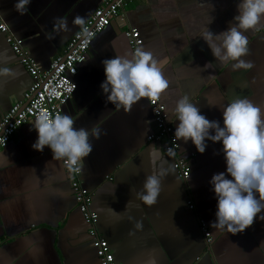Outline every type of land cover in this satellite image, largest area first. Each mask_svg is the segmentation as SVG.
<instances>
[{"label": "crops", "instance_id": "crops-1", "mask_svg": "<svg viewBox=\"0 0 264 264\" xmlns=\"http://www.w3.org/2000/svg\"><path fill=\"white\" fill-rule=\"evenodd\" d=\"M239 2L132 0L123 9L122 21L112 20L93 39L85 62L72 78L76 89L61 115H69L75 128L89 132L93 149L83 161L80 179L92 194L98 233L108 242L116 264H147L150 258L154 264H264V219L259 218L264 210L242 233L232 235L210 227L217 199L209 181L214 174L226 172L221 142L206 140L201 154L191 140H178V154L190 168L189 178L180 180L172 169V157L146 141L153 129L147 98L126 113L107 103L100 88L105 79L102 61L131 56L124 31L136 28L142 50L152 53L169 81L159 98L170 118L184 95L221 126L222 108L233 100L264 104V19L245 33L249 55L243 59L253 63L249 70H233V61L216 60L200 37L206 30L213 34L227 30L238 14ZM16 3L0 0V22L46 70L80 28L72 23L74 17L86 20L100 0H31L23 15L15 10ZM62 21H67V30L59 27ZM206 63H211L207 69ZM0 67L16 73L0 80L1 119L31 83L1 32ZM32 124L20 126L0 150V264H99L69 175L61 161L52 160L50 148L40 152L31 147L37 139ZM177 124L173 122L174 129ZM96 130L98 139L93 135ZM161 168L167 174L157 203L145 206L137 193L145 178ZM137 221L141 230L134 227ZM199 221L210 232L209 244Z\"/></svg>", "mask_w": 264, "mask_h": 264}, {"label": "clouds", "instance_id": "clouds-1", "mask_svg": "<svg viewBox=\"0 0 264 264\" xmlns=\"http://www.w3.org/2000/svg\"><path fill=\"white\" fill-rule=\"evenodd\" d=\"M30 2L17 0L15 10L23 15ZM237 13L227 30L219 34L206 30L200 37L216 60L233 61V70H249L253 63L243 59L249 55V41L245 33L256 29L264 19V0H240ZM72 23L82 28L84 37L91 36L85 27L84 17L78 15ZM59 27L67 30V21L60 22ZM102 64L105 79L100 88L106 95V102L122 108L126 113L142 98L155 103L169 87L157 59L151 52L139 47L131 56H115L103 60ZM210 64L206 63L205 69ZM15 75L12 69L0 67V80L6 81ZM172 114L178 121L174 131L176 140H191L201 154L207 147L206 140L221 142L226 172L214 174L209 181L217 199L215 221L210 227L232 235L242 233L264 210V104L255 105L247 98L233 100L222 108L221 126L218 121H210L202 115L199 108L184 95L176 102ZM32 125L37 132V139L31 146L34 150L42 152L47 146L52 152V160L61 161L69 174L82 171L83 161L93 149L86 129L75 128L73 119L67 114H56L54 117L41 115ZM93 135L98 139L99 130ZM166 174L161 168L145 178L137 193L145 206L157 203ZM259 218L264 219V215ZM134 227L141 230L142 223L137 221ZM147 264H154V261L150 258Z\"/></svg>", "mask_w": 264, "mask_h": 264}, {"label": "built area", "instance_id": "built-area-1", "mask_svg": "<svg viewBox=\"0 0 264 264\" xmlns=\"http://www.w3.org/2000/svg\"><path fill=\"white\" fill-rule=\"evenodd\" d=\"M131 1L100 0V5L86 19L85 27L89 29L91 36L84 37L80 27L67 41L64 51L51 60L46 70L40 69L24 47L23 41L13 37L5 24L0 22V32L4 34L6 44L31 78V83L22 98L13 101L0 119V150L6 147L17 129L23 124L34 123L41 115L54 117L56 114H61L62 108L75 92L76 85L72 78L77 74L78 66L85 62L93 39L112 20L121 22L124 14L123 9ZM124 36L131 54L138 47L142 49V40L136 28H127L124 31ZM147 102L153 129L146 136V141L158 144L164 155L172 157V169L180 180L185 181L189 178L190 168L187 160L178 154L179 141L174 137L173 125L176 119L175 117L170 118L160 98L155 103L149 99ZM4 137L6 138L5 144L3 143ZM191 155L194 156V154ZM63 168L69 175V185L74 201L87 226V234L92 241L99 264H116L108 242L98 233V215L91 208L92 194L82 185L81 172L69 174L66 167L63 166ZM187 205L189 209L194 207L191 202H188ZM199 228L206 244H209L211 236L206 224L199 221Z\"/></svg>", "mask_w": 264, "mask_h": 264}]
</instances>
